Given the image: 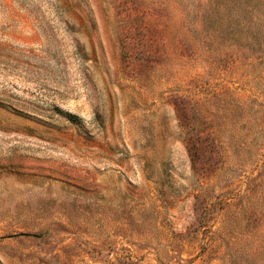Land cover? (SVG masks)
Returning a JSON list of instances; mask_svg holds the SVG:
<instances>
[{
	"label": "rangeland",
	"instance_id": "374dc122",
	"mask_svg": "<svg viewBox=\"0 0 264 264\" xmlns=\"http://www.w3.org/2000/svg\"><path fill=\"white\" fill-rule=\"evenodd\" d=\"M0 264H264V0H0Z\"/></svg>",
	"mask_w": 264,
	"mask_h": 264
}]
</instances>
